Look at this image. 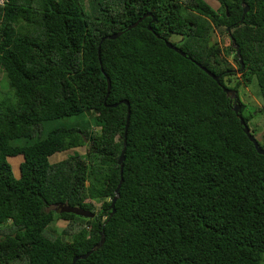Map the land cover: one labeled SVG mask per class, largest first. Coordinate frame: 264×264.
<instances>
[{
  "label": "trees",
  "instance_id": "trees-1",
  "mask_svg": "<svg viewBox=\"0 0 264 264\" xmlns=\"http://www.w3.org/2000/svg\"><path fill=\"white\" fill-rule=\"evenodd\" d=\"M215 1L3 0L0 264H70L101 236L74 264H264V155L223 92L254 78L264 112V0ZM85 114L92 128L42 135ZM16 156L18 178L6 160ZM59 204L94 216L51 209Z\"/></svg>",
  "mask_w": 264,
  "mask_h": 264
},
{
  "label": "rangeland",
  "instance_id": "rangeland-1",
  "mask_svg": "<svg viewBox=\"0 0 264 264\" xmlns=\"http://www.w3.org/2000/svg\"><path fill=\"white\" fill-rule=\"evenodd\" d=\"M203 1H205L212 9H215L218 6L215 0H203ZM82 2H83V6L85 7L86 0H82ZM220 36H221L220 33H218L216 30V32L213 34V40L216 41L217 44L221 47L223 43L221 42ZM170 40L174 43L176 42L177 37L175 35L171 36ZM225 42H226V39L224 43ZM226 59L229 61L231 68L235 70L236 67H235V64L232 62V57L230 54L226 56ZM233 73L236 74V71ZM237 81L238 80H233L231 85H229V87L234 86L235 85L234 83ZM224 89L230 91V93L226 96L229 97V99L232 101V106H233L234 100H236V96L238 100L240 101L241 105L244 106L243 115L250 119L247 123H244V124L246 125L249 133L252 131L250 135L251 136L253 135L257 141L261 142L264 139V112L260 111L259 109L262 103V99L259 95V91H258L257 84L255 82V79L252 78L249 83H246L245 86L242 84H239V86L236 88V95L234 91L227 89V88H224ZM1 95H5V96L11 95L10 90L7 87V82L5 79H3V81L0 82V96ZM92 125H93L92 121L90 119L89 120L87 119L86 114L83 116V118L82 116L75 117V118L74 117L61 118V119L48 122L47 125H43L44 130H43L42 135H45L47 131L53 128L70 127V126H78L79 128H92ZM94 130H97V129H94ZM84 152H85L84 147L70 149L63 153L53 154L52 156L48 158V161L50 164H52L60 160H63L67 156H71L73 153L83 155ZM16 157L17 158H14V157L7 158V161L11 167L13 177H18V174H19L18 164H19V161L21 160V157L20 156H16ZM105 201H108V199H105ZM92 204L95 209H98L100 205V200ZM51 209H56V208H51ZM64 226H65V222L62 220H58L57 222L51 225V228L53 229V231L59 232L60 230L64 228ZM65 239L67 238L65 237Z\"/></svg>",
  "mask_w": 264,
  "mask_h": 264
},
{
  "label": "water",
  "instance_id": "water-1",
  "mask_svg": "<svg viewBox=\"0 0 264 264\" xmlns=\"http://www.w3.org/2000/svg\"><path fill=\"white\" fill-rule=\"evenodd\" d=\"M246 11H247V7L246 6H243L242 14H241V19H242L243 15L246 13ZM144 16H147V15L141 16L139 19H137L133 24H131L127 28H133L138 22H140L144 18ZM116 35H111V36H108L106 38H108V39H114L116 37ZM231 42H232V46H233L234 50H236L237 48H236V46H234L233 41H231ZM165 44H166V47L167 48L175 51L176 53L180 54L181 56H184V54L181 51L177 50V48H175L171 44H169V43H165ZM238 56H239V52L236 51L235 52V57L237 58V61L240 64V68H243V65L241 64V60H240V58ZM196 66L197 67H200L198 64H196ZM200 69L203 72H205L210 78H212L216 83L218 82V78L215 77L214 75H212L209 71H207L203 67H200ZM108 90H109V82H108V80H106V92H108ZM223 92L226 95H228L230 93V91H228L226 89H223ZM121 103L126 105V116H125V125H124V133H123V139H124L125 138V131H126V128H127V122H128V118H129V110H128V104L125 101H122ZM233 107L234 108L232 109V111L236 115V117H237V119L239 121L240 126H242L243 133L245 134V136L247 137V139L249 140V142L252 143V145H253L256 153L259 154V155H264V151L261 148L258 147L257 142L250 135V133H249L246 125L244 124L243 120L241 119V117L239 115H237L238 109H239L238 105H234ZM123 152H124V141H123V150L119 154V157H118V160H117V163L119 165V174L120 175H121V168H122V160H123L122 155H123ZM119 184H120V181H119ZM119 184L116 186V188L114 190L115 196L112 198V200H111V202L109 204V208L111 209V212H110L111 214L114 212L113 211V205H114L115 199L117 197L116 194H117V191H118V188H119ZM55 210H57L59 213L72 214V215L80 216V217H83V218H92L93 217V214L90 213L87 210H83V209H80V208H77V207H70V206H68L66 204H59V205H57ZM102 241H103V238L101 236L99 242L95 246H93L89 250V252H87V253H85L84 255H81V256L73 257L70 264H74V262L76 260L85 259L92 251L96 250L102 244Z\"/></svg>",
  "mask_w": 264,
  "mask_h": 264
},
{
  "label": "clouds",
  "instance_id": "clouds-1",
  "mask_svg": "<svg viewBox=\"0 0 264 264\" xmlns=\"http://www.w3.org/2000/svg\"><path fill=\"white\" fill-rule=\"evenodd\" d=\"M210 44H211V43H210ZM232 47H233V46H232ZM234 105H238V104L236 103V101L233 103V106H234ZM233 106H232V109L234 108ZM238 107H239V105H238ZM238 111H239V109H238ZM242 120H243V119H242ZM64 152H65V151H64ZM20 157H21V156H20ZM9 158H12V157H9ZM21 158H22V157H21ZM6 160H7V159H6ZM7 162H8V161H7ZM18 167H19V166H18ZM18 170H19V169H18ZM11 172H12V171H11ZM12 175H13V174H12ZM14 178H15V177H14ZM17 178H18V177H17ZM55 208H56V207H55ZM83 210H84V209H83ZM55 211H56V210H55ZM87 211H88V210H87ZM89 212H90V211H89ZM90 213H92V212H90ZM92 214H93V216H94V213H92Z\"/></svg>",
  "mask_w": 264,
  "mask_h": 264
},
{
  "label": "crops",
  "instance_id": "crops-1",
  "mask_svg": "<svg viewBox=\"0 0 264 264\" xmlns=\"http://www.w3.org/2000/svg\"><path fill=\"white\" fill-rule=\"evenodd\" d=\"M61 153H63V152H61ZM59 154V153H58ZM14 158H17V157H14ZM22 161V158H21V160L19 161V164H20V162ZM61 161V160H60ZM59 162V161H58ZM56 163V162H55ZM19 164H18V166H19ZM18 173H19V170H18ZM18 176H19V174H18ZM15 178H17V177H15Z\"/></svg>",
  "mask_w": 264,
  "mask_h": 264
},
{
  "label": "built area",
  "instance_id": "built-area-1",
  "mask_svg": "<svg viewBox=\"0 0 264 264\" xmlns=\"http://www.w3.org/2000/svg\"><path fill=\"white\" fill-rule=\"evenodd\" d=\"M2 3H3V0H0V6L2 5Z\"/></svg>",
  "mask_w": 264,
  "mask_h": 264
}]
</instances>
